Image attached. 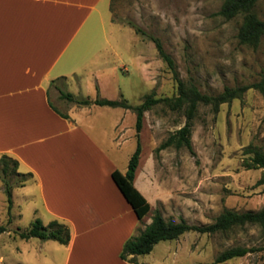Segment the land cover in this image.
Wrapping results in <instances>:
<instances>
[{
    "label": "rangeland",
    "instance_id": "374dc122",
    "mask_svg": "<svg viewBox=\"0 0 264 264\" xmlns=\"http://www.w3.org/2000/svg\"><path fill=\"white\" fill-rule=\"evenodd\" d=\"M222 3L223 0H102L83 49L87 56L79 65L91 63L99 68L95 82L99 89L93 87L91 94L113 100L123 98L132 106L141 104L151 93L157 99L176 96L173 74L148 36L161 41L179 79L193 82L202 93L216 95L224 87L256 82L264 68V38L256 49L239 44L236 35L241 17L225 20L216 15ZM263 10L259 4V17ZM123 68L127 73L122 72ZM63 83L57 82L50 91L56 107L66 112L70 105L59 98L60 90L67 91ZM185 122L182 111H170L162 103L144 114L139 134L140 181L144 185L141 194L149 202L150 211L141 227L151 221L156 210L165 220L177 223L184 219L201 226L212 223L225 209H262L264 168L247 169L245 163L252 154L245 151L256 148L264 152V97L249 89L242 100L221 105L216 114L209 106L199 105L190 136L195 156L185 148L170 147L156 153V148ZM131 129L136 134L135 114ZM136 145L135 137L128 150H135ZM20 171L24 174L23 168ZM31 178L22 186V176L12 174L8 179L13 188V207L9 231L0 235V264H62L63 245L52 240H21L16 235L17 229H28L37 218L44 225L51 220ZM66 189L59 195L60 209H85V198L79 194L74 197L73 185V196L66 194ZM4 198L0 165V225L7 223ZM63 199L69 200L72 208L65 207ZM177 241L193 245L198 264H216L215 258L221 252L236 246L262 250L218 264L264 262V231L258 227L215 234L188 232ZM178 264L188 263L182 260Z\"/></svg>",
    "mask_w": 264,
    "mask_h": 264
},
{
    "label": "crops",
    "instance_id": "0c3cea01",
    "mask_svg": "<svg viewBox=\"0 0 264 264\" xmlns=\"http://www.w3.org/2000/svg\"><path fill=\"white\" fill-rule=\"evenodd\" d=\"M101 1L0 0V157L16 160L19 172H31L50 219L69 227L62 264H198L193 245L177 239L162 240L149 254L130 257L133 262L120 258L124 243L151 222L141 227L143 219L111 178L115 170L125 173L134 152L128 150L135 138L134 113L73 104L63 112L52 101L51 82L60 78L75 97H98L91 89H99V68L79 65ZM140 162L134 186L142 193ZM71 185L74 197L85 198V209H60L61 190L67 187L65 193L73 196Z\"/></svg>",
    "mask_w": 264,
    "mask_h": 264
},
{
    "label": "trees",
    "instance_id": "16d2710c",
    "mask_svg": "<svg viewBox=\"0 0 264 264\" xmlns=\"http://www.w3.org/2000/svg\"><path fill=\"white\" fill-rule=\"evenodd\" d=\"M259 4L264 7V0H223V3L216 15L231 20L235 17H241V23L237 31L236 38L241 45L256 49L264 38V10L262 16L259 17L256 13V8ZM140 32L139 29H135ZM148 38L154 43L158 56L167 65L172 72L173 78L177 84V94L175 97L155 98L151 93L144 97L141 104L132 106L125 99L109 100L106 98L91 99L89 97H75L73 94L60 90V100H65L69 104L77 107H110L124 108L132 110L135 114V137L137 141L136 148L131 155L125 173L115 170L111 174V178L132 208L136 218L141 221L150 211V204L134 186L137 168L139 166L142 147L140 143V132L143 125L145 112L151 110L157 104H164L170 111H182L186 122L184 126L170 134L155 150L158 153L167 148L181 149L185 148L190 155L195 156L192 148L190 136L193 121L195 119L199 105L209 106L213 113H217L223 104H230L233 100H242L244 93L249 89L257 90L264 97V68L259 74V79L249 85L237 87H224V89L216 94L210 95L202 93L193 82H183L178 77L174 62L171 56L166 53L161 41L153 36ZM65 79L60 78L52 81V86H57L56 83L62 81L65 85ZM50 107L63 118H68L67 114L60 113L56 107L50 103ZM246 154H252L246 160L245 167L247 169L264 168V152L250 148L246 149ZM2 180L4 182V194L6 202L7 223L0 225V235L9 231L8 225L11 224V210L13 207L12 185L9 182V177L12 174H18L23 177L21 186L24 182L32 177L30 173H19L18 162L7 155L0 157ZM258 227L264 231V207L258 211L237 212L230 209H225L221 212L212 223L206 225H192L184 219L179 222L165 220L159 211H154L151 222L139 230V232L130 237L123 245L120 253L122 260L133 262L132 258L139 255L149 254L154 246L163 241H173L181 235L188 232H196L199 234H215L224 233L234 228ZM16 235L21 240L39 239L41 241L52 240L59 244L67 245L70 241L69 227L60 223L57 220H51L47 225H44L40 219H35L30 227L26 230L17 229ZM262 250L261 248H249L236 246L231 247L221 252L214 263H225L235 258L244 257L249 253ZM264 264V262H263Z\"/></svg>",
    "mask_w": 264,
    "mask_h": 264
},
{
    "label": "bare ground",
    "instance_id": "6f19581e",
    "mask_svg": "<svg viewBox=\"0 0 264 264\" xmlns=\"http://www.w3.org/2000/svg\"><path fill=\"white\" fill-rule=\"evenodd\" d=\"M102 187H103V185H102ZM104 189H105V188H104ZM105 193H106V191H105ZM109 193H110V192H108L107 194H109ZM103 194H104V193H103ZM111 195H112V197H114L112 193H111ZM66 203L68 204V207H69V208H72V205H71L72 203H71L70 201H69V202H64V204H66Z\"/></svg>",
    "mask_w": 264,
    "mask_h": 264
}]
</instances>
